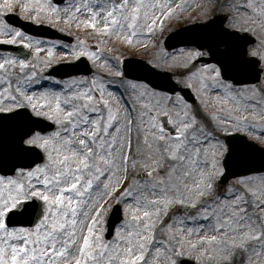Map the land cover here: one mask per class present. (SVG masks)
Returning a JSON list of instances; mask_svg holds the SVG:
<instances>
[{"label":"snow or ice","instance_id":"1","mask_svg":"<svg viewBox=\"0 0 264 264\" xmlns=\"http://www.w3.org/2000/svg\"><path fill=\"white\" fill-rule=\"evenodd\" d=\"M205 2L206 12L221 11L170 34L185 46V62L176 65L170 93L159 90L163 85L153 87L150 76L143 83L130 79L138 72L162 75L165 62L133 61L125 67L120 57H109L115 70L106 74L121 78L137 93V140L149 147V139L155 140L161 155L142 184L133 177L120 193L110 226L106 201L128 180L130 168L148 169L131 159L132 121L113 107L104 77L91 75V68L76 70L89 75L61 72L67 77L63 82L45 87L48 80L38 81L40 74L28 59L0 47V264H264V184L250 186L249 179L264 176V137L249 132L256 127V113L264 120V99L246 95L249 89L241 86L244 80L264 79V41L253 31H264V5L255 0ZM17 8L21 20L42 23L43 14L50 26L91 28L101 39L90 44L85 37L68 52L105 70L108 62L99 64L103 37L144 46L137 37L163 32L164 20L181 11L172 0L167 5L0 0V46L32 48L27 26L9 21L8 14ZM41 51L46 50L35 49ZM47 51L41 60L46 69L57 63L54 49ZM193 79L206 92L224 93L213 97L224 107L218 114L205 102H184L191 111L182 112L175 135H169L150 113L173 97L180 105L183 98L176 89ZM233 168L246 178L227 184ZM220 177L227 184L222 189ZM157 230L166 238L158 239Z\"/></svg>","mask_w":264,"mask_h":264},{"label":"rangeland","instance_id":"2","mask_svg":"<svg viewBox=\"0 0 264 264\" xmlns=\"http://www.w3.org/2000/svg\"><path fill=\"white\" fill-rule=\"evenodd\" d=\"M35 2L38 4L54 3L53 0H35ZM145 2L153 3L156 5H167L169 3V0H145ZM235 2L242 3L244 2V0H235ZM255 3L257 6H261L264 5V0H255ZM172 4L174 6L179 5L181 11L178 12L171 19L164 20L165 26L163 32L157 30L156 33L152 36L142 35L137 37L136 39L143 41L144 46H142L139 43L133 44L132 46H128L122 44L119 40L115 38L109 39L107 36H105L103 37V43L101 44V49L103 50V60L99 62V64H102L103 61L106 60L108 62L109 67L105 70V68L99 67L98 62L90 61L91 65L94 68V71L91 75H96V74L102 75L106 81L107 91L113 93V97H112L113 107L119 108L121 116L127 113V119L129 121H132L133 129L132 132L130 133L131 159L139 160L141 162V165L143 164L148 165V169H145L140 165H138L136 169H131V168L129 169L128 180L124 181L121 188L118 189L114 194V197H111L106 201L107 205H111V209L106 213V219H108V216L115 204V201L119 199L120 193L123 192L125 188L129 187V184L133 182L132 178L135 177V182L137 183V185L142 184L144 179L147 177V172L152 168L156 167V164L154 162L161 159L160 153L156 150L157 142L155 140H152L151 138L149 139V144L152 145V147H149V145L143 144L137 140L135 135V126L139 123V114L141 111L140 106H138L137 99H133V96L137 95V93L131 91L130 86L126 85L124 81L121 80V78L106 74V72H112L115 70V63L113 60H110L109 57H120L121 62L123 61V58L127 56L142 57L148 61H151L153 64L165 62L167 64V68L164 70L170 71L174 77L177 73L176 65L185 62L184 60L185 53L182 51L184 47L175 49L173 51H166L163 43L165 35L168 34L171 30H174L175 28L179 27L180 25L191 23L197 20L198 18H202L204 15H214L217 11H221V9L213 8L210 11L206 12L205 9H207L208 6L205 0H174L172 1ZM64 6L66 5H62V7ZM14 12L19 13L20 9L17 8ZM156 13L157 15H159V9L156 10ZM35 14L36 13H33V15ZM248 14L251 15V13ZM40 19L41 21H43V23L48 24L46 22V17L43 14H41ZM54 27L60 29L64 33L73 36L75 38V41L73 43H69L67 41H62L58 39H49V38H42L35 36H32V39L27 41V43L32 44V48L30 50L34 52V56L28 60L31 65L35 66V70L38 71V73L40 74L38 77V81H43L46 79L48 80V84H46L45 87H49L56 85L57 83H61L63 82L64 79L67 78V77L65 78L59 77L58 79H51L50 77H55V76H49L47 75V73L55 64H58L59 62L77 60L71 58V53L68 52L69 46H74L78 40H84L85 37H87L88 42L90 44L94 43L96 40L101 39V37L96 35L91 28L78 29L76 28L75 25H66L64 23H60L58 26H54ZM253 31L254 34H256L259 37L260 41H264V31H257L255 29H253ZM36 40L47 41V43L37 44L35 43ZM60 44H63V47H60L59 46ZM37 47L45 49L46 51L35 53V49ZM53 49H54L53 58L55 59V61H57V63L53 64L51 68L46 69L45 65L41 63V60L42 58H47L48 56L47 50H53ZM11 53L15 56H18L20 59H26L25 57H22L20 54H17L15 52H11ZM65 53H67V58L65 57ZM197 66L199 65L197 64ZM134 82L143 83L141 81H135V80ZM180 83L184 86L188 85V83H191L193 85L192 89L197 96V102L194 104H189L184 99H182L181 104L178 105L177 103H175L174 97L172 101H167V100L163 101V103L159 104L155 112L150 113V115L153 117L154 123H159L160 125L163 126L162 119L164 117H167L169 119V122H171V124H173L177 128L178 125L181 123L180 116L182 115V112L191 111V107H186L184 102H186L187 106H198L200 105L201 102H205L209 104V111L216 110L218 114H219V110L222 107H224V105L221 102L213 98L216 95H220L221 97H223L224 93L206 92L204 89L200 87L199 83L194 79L188 82L181 81ZM244 88L249 89L246 95L254 96L256 100L264 99V96L261 95L262 93H264V79L260 85L254 87H244ZM233 107H235V105H233ZM244 114L245 113L243 112L237 113V115H244ZM261 114L262 113L258 112L256 113V116L253 117V123L256 124V127L255 129H249V132H251L253 136L264 137V131H261V129L264 128V120L258 119V117ZM220 118L223 119V116L221 115ZM165 133L172 135L168 130H165ZM113 134H115V132H113ZM160 134L163 135L164 133H160ZM168 164L170 166L172 164V161L169 160ZM160 174L162 173H157V175ZM102 179H105V181L107 182V177H102ZM238 179L241 178H237L231 181L229 184L235 183ZM249 179H252V184L250 186H258L264 184V176L256 175L255 178H249ZM192 182H193L192 180L187 181V183H192ZM226 186L227 185L223 186V188ZM146 195H148L149 198H154L152 197L151 193H147ZM178 209L179 206L172 208V213H175ZM186 211L190 213L192 210L186 209ZM172 213H170V215ZM127 215L128 214L126 213L125 218H127ZM117 227L120 228V224H118ZM157 232H158L157 234L158 239L166 238L161 236L158 230Z\"/></svg>","mask_w":264,"mask_h":264},{"label":"water","instance_id":"3","mask_svg":"<svg viewBox=\"0 0 264 264\" xmlns=\"http://www.w3.org/2000/svg\"><path fill=\"white\" fill-rule=\"evenodd\" d=\"M8 18H9L10 22L16 24L17 26H20V27L27 26L26 27V31H30L32 34L40 35V36L60 37V38L68 39V36L63 35L59 30H57V29H55V28H53L51 26H47V25H43V24H35V23L31 22V21L21 20V18L18 15H16V14H9ZM180 29H181V27L176 29L175 31L178 32ZM171 33H173V32H171ZM170 34L165 39V48L167 50H171V49L176 48V47L184 46V45H181V44L178 43V37L177 36H171V38H169ZM0 47H2L5 50H12V51L20 52V53L26 55L27 57H31V55H29L30 52L26 51L25 49H23L24 48L23 45H19V46L3 45V46H0ZM133 61H140L141 63H147L148 62V61H146V60H144L142 58H137V57L127 58L126 60H124L125 67L128 66L129 62H133ZM205 62H208V61H205ZM62 67L70 68L69 71L65 70V72H64V73H66L68 75H71L73 73L89 74L87 72H78L76 70L77 69H84V68H91L89 62L84 60V59H82V60H80L79 62H76V63L62 64ZM162 71L164 72V74H162V75H156V74H153V73L138 72L136 74V77H134L132 79H136V80H140V81H144L145 82V80H144L145 76H150L151 79L156 82L155 84L152 85L153 87H156L157 85H163L164 87L160 88L159 90L170 93L171 92V86H172L173 83H175V81L173 79V74L168 72V71H164V70H162ZM51 73L58 74L59 72H58V69H54V70L51 71ZM126 75H127V73H126ZM259 82L254 80V79L253 80H244L242 85L258 84ZM176 91L181 93V96L187 102L192 103V104L197 102L196 95L194 94L193 90L191 88H189L188 86L183 87L180 84V87H178L176 89ZM163 125L172 134H175L172 130L174 128H176V127L173 126L169 122V119L167 117L163 118ZM233 135H237V134L233 133ZM239 135L242 136L244 134H240L239 133ZM233 173H235V175H233ZM243 176H244L243 173H241L238 169L233 168L231 170V172L228 174V176L226 177V180H227V183H229L232 179L243 177ZM220 183L221 184H226L224 177H220ZM114 210H115V208H114ZM112 222H113V216L111 214L110 218H109V226L111 225Z\"/></svg>","mask_w":264,"mask_h":264}]
</instances>
